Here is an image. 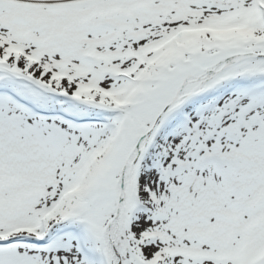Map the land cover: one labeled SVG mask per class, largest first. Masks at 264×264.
Wrapping results in <instances>:
<instances>
[{
  "label": "snow or ice",
  "instance_id": "obj_1",
  "mask_svg": "<svg viewBox=\"0 0 264 264\" xmlns=\"http://www.w3.org/2000/svg\"><path fill=\"white\" fill-rule=\"evenodd\" d=\"M0 264H264V0H0Z\"/></svg>",
  "mask_w": 264,
  "mask_h": 264
}]
</instances>
